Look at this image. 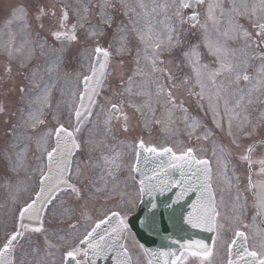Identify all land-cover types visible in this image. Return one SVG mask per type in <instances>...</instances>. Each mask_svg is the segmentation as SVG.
Wrapping results in <instances>:
<instances>
[{
  "label": "snow or ice",
  "instance_id": "1",
  "mask_svg": "<svg viewBox=\"0 0 264 264\" xmlns=\"http://www.w3.org/2000/svg\"><path fill=\"white\" fill-rule=\"evenodd\" d=\"M0 264H264V0H0Z\"/></svg>",
  "mask_w": 264,
  "mask_h": 264
},
{
  "label": "water",
  "instance_id": "2",
  "mask_svg": "<svg viewBox=\"0 0 264 264\" xmlns=\"http://www.w3.org/2000/svg\"><path fill=\"white\" fill-rule=\"evenodd\" d=\"M156 244H157V240H156Z\"/></svg>",
  "mask_w": 264,
  "mask_h": 264
}]
</instances>
